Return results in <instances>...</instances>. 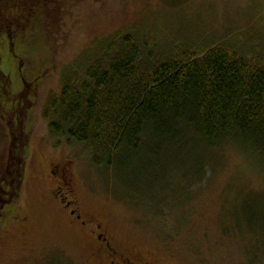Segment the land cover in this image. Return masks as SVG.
<instances>
[{
  "label": "rangeland",
  "instance_id": "rangeland-1",
  "mask_svg": "<svg viewBox=\"0 0 264 264\" xmlns=\"http://www.w3.org/2000/svg\"><path fill=\"white\" fill-rule=\"evenodd\" d=\"M26 21L0 31V178L12 137L28 148L19 203L0 222V264L103 263L65 196L123 253L160 264H264L262 158L233 144L210 147L178 123L181 137L154 136L99 168L42 116L65 68L118 31L146 36L164 57L231 43L263 59L264 0H52ZM63 168L72 192L60 182Z\"/></svg>",
  "mask_w": 264,
  "mask_h": 264
},
{
  "label": "trees",
  "instance_id": "trees-1",
  "mask_svg": "<svg viewBox=\"0 0 264 264\" xmlns=\"http://www.w3.org/2000/svg\"><path fill=\"white\" fill-rule=\"evenodd\" d=\"M51 2L0 0V31L24 26ZM152 48L131 30L92 40L65 68L60 91L48 95L42 116L51 134L83 145L95 166L111 168L154 136L181 137L179 123L210 147L233 144L264 164V57L231 43L170 57ZM17 138L0 178V222L21 195L28 148L24 136Z\"/></svg>",
  "mask_w": 264,
  "mask_h": 264
},
{
  "label": "flooded vegetation",
  "instance_id": "flooded-vegetation-1",
  "mask_svg": "<svg viewBox=\"0 0 264 264\" xmlns=\"http://www.w3.org/2000/svg\"><path fill=\"white\" fill-rule=\"evenodd\" d=\"M60 172V182L70 187V191L72 192L71 185L67 178V170L65 171L63 168ZM60 188L61 187H59V189ZM61 201L66 211H69L68 213L75 217L74 222L83 229H89L93 237H95V243L98 249L97 257L103 262L102 264H160L157 260L152 258L136 256L127 252L123 253V251L121 252L114 248L109 241L110 238L107 229L104 228L102 224H95L83 218L81 214H77V207L75 206L77 202L68 199V196L63 197Z\"/></svg>",
  "mask_w": 264,
  "mask_h": 264
}]
</instances>
